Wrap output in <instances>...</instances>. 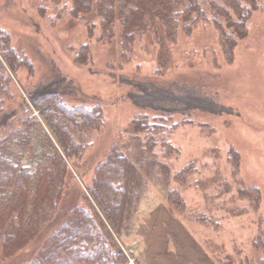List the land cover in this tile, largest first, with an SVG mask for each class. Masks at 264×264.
<instances>
[{"label":"rangeland","instance_id":"1","mask_svg":"<svg viewBox=\"0 0 264 264\" xmlns=\"http://www.w3.org/2000/svg\"><path fill=\"white\" fill-rule=\"evenodd\" d=\"M69 8L67 2L51 0H0V29L8 34L17 63L24 55L32 65L31 72L6 68L11 104L20 111L21 99L28 101L26 90L58 74L65 79L60 91H70L71 85L78 88L79 93L64 96L66 101L99 104L103 117V126L92 134L84 152L85 166L82 161L77 168L70 165V182L54 221L0 264L30 259L68 209L83 204L81 195L87 193L93 168L113 145L137 173L132 229L117 238L122 249L133 254L129 264H135L134 259L139 264H261L264 0L248 18L246 35L238 39L232 59L224 53L214 25L206 23L189 35L179 33L175 42L166 41L162 33L158 43L151 33L137 35L126 61L120 63L118 38L98 42V31L89 33L83 21L69 16ZM86 46L88 53L76 61ZM124 78L149 79L177 94L199 92L231 110L218 114L186 107L160 120L163 131L153 139L143 134L134 139L131 120L145 111L128 100L131 87ZM231 150L240 155L238 166L231 161ZM251 187L258 191L246 192ZM170 191L179 194L182 210L170 203ZM257 239L262 243L256 244Z\"/></svg>","mask_w":264,"mask_h":264},{"label":"trees","instance_id":"2","mask_svg":"<svg viewBox=\"0 0 264 264\" xmlns=\"http://www.w3.org/2000/svg\"><path fill=\"white\" fill-rule=\"evenodd\" d=\"M51 1L69 3V16L83 21L89 33L97 30L98 42L117 37L120 63L126 61L137 35L151 33L152 41L158 43L162 33L166 41L175 42L179 33L189 35L197 25L206 23L214 25L224 53L232 59L238 39L246 35L247 20L259 4V0ZM86 53L88 47H81L75 60ZM0 55V259L6 260L54 221L70 182V165L77 168L82 161L85 166L84 152L92 134L103 126V117L99 104L66 101L64 96L79 93L78 88L71 85L70 91H60L65 79L58 74L26 90L28 101L22 98L18 111L10 102L11 79L6 68L15 73L16 68L25 67L31 72L32 65L24 55L17 63V53L1 29ZM124 82L131 87L128 100L145 111L131 120L134 139H139L140 134L153 139L156 132L163 131L160 120L186 107L218 114L231 110L199 92L177 94L149 79L124 78ZM231 155V161L238 166L239 153L231 150ZM135 174L133 163L120 147L111 146L93 168L90 184L85 187L87 193L81 195L83 204L69 208L40 249L17 264H129L133 254L123 250L117 238L132 229L129 219L133 213ZM247 191L258 189L251 187ZM255 198L258 204V193ZM168 199L182 210L179 194L170 191ZM255 243L262 242L257 239ZM134 262L139 264L137 259ZM260 263L264 264V258Z\"/></svg>","mask_w":264,"mask_h":264}]
</instances>
